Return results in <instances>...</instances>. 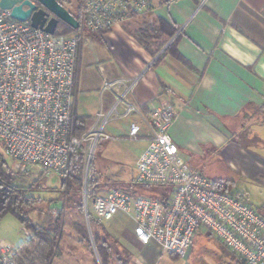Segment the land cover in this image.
Segmentation results:
<instances>
[{
  "label": "built area",
  "instance_id": "1",
  "mask_svg": "<svg viewBox=\"0 0 264 264\" xmlns=\"http://www.w3.org/2000/svg\"><path fill=\"white\" fill-rule=\"evenodd\" d=\"M154 11L151 0H80L79 28L50 35L0 7V151L9 172L21 177L37 168L67 178L83 156V207L88 220L92 215L109 228L123 215L133 222L142 244L155 242L164 254L180 258L187 255L195 237L206 232L235 256L236 264H264V206L254 208L245 196L219 190L215 180L188 164L169 134L173 107L161 101L144 116L131 98L139 77L105 80L101 94H110L111 104L100 109L89 130L80 136L73 132L81 41L88 33H107ZM128 118V137L138 141L145 131L149 139L132 185L170 191L146 196L113 188L90 202L93 156L111 139L108 126ZM17 248L0 242V264H21Z\"/></svg>",
  "mask_w": 264,
  "mask_h": 264
},
{
  "label": "crops",
  "instance_id": "2",
  "mask_svg": "<svg viewBox=\"0 0 264 264\" xmlns=\"http://www.w3.org/2000/svg\"><path fill=\"white\" fill-rule=\"evenodd\" d=\"M151 1L153 14L107 33H88L81 41L76 114L95 118L111 104L112 96L101 94L105 80L139 77L131 98L144 116L161 101L173 107L175 119L169 134L188 164L212 180L231 181L230 188H238L236 192L230 189L232 193L261 209L264 202L254 206L248 188L257 185L264 192V0ZM159 19L177 31L172 38L163 37L167 43L154 56L133 33ZM250 112L261 113L262 122L246 126L243 115ZM120 122L126 131L110 133L115 128L109 126L111 139L102 145L106 151L112 139H130V123ZM143 133L130 146L135 166L149 142ZM117 217L125 219L118 221L115 231L111 228L116 218L106 229L118 240L129 264L137 260L144 264H234L232 253L209 233H199L187 255L180 258L164 254L155 242L142 244L133 222L123 215Z\"/></svg>",
  "mask_w": 264,
  "mask_h": 264
},
{
  "label": "rangeland",
  "instance_id": "3",
  "mask_svg": "<svg viewBox=\"0 0 264 264\" xmlns=\"http://www.w3.org/2000/svg\"><path fill=\"white\" fill-rule=\"evenodd\" d=\"M79 4L80 0H67L64 2V6L72 12L77 11ZM243 117L246 126L258 122L261 123L263 120V115L259 112L246 113ZM117 122L120 121H114L109 125L115 128L114 130L110 128V133H124L126 131V126H122L121 122ZM122 122L128 125L130 119H125ZM133 142V140L126 137L121 139L115 138L111 141L109 151H106V145L102 146L103 144L97 148L93 156L94 171L92 170V175L94 178L97 176L99 177L102 188H108L107 190L101 191L99 194H105L112 188H126L135 178V155L130 149ZM2 156L7 161L3 154ZM4 169L7 176L15 180L18 187L26 191H31L32 195L41 200L36 204L35 209L30 212V217L35 224L39 227H44L48 232L53 234L58 225L57 221L61 222V232L57 247L54 250L53 264H101L94 243L93 228L85 215V210L80 211L79 207L76 205L78 203L74 205L66 203L65 191L62 187L65 178L52 171L41 176L42 173L37 168H32L24 176L14 177L9 172L8 163ZM211 171L214 170L212 169ZM211 173L213 174V172ZM217 173H223L225 175L223 170H218ZM83 189L82 194L76 198L77 202L82 200V205ZM230 189L236 192L238 188L231 187ZM248 189L251 203L256 207H261L264 202V192L262 193L257 185H249ZM138 190L146 196H158L169 192L170 188L139 186ZM92 199L93 198L90 197V202ZM52 202L53 204L50 205ZM123 219L125 218L116 217L114 220L115 222L113 221L111 230L115 231V225L118 221ZM128 225L131 228L132 223ZM83 229L87 230L86 232L89 237L88 241L84 239L81 233ZM29 236H32V233L26 231L22 224L12 215L6 216L0 222V242H6L14 247H18L21 243L26 242ZM214 238L217 239L216 237ZM19 257L22 262L26 261L28 258L27 255L21 254H19ZM112 263L116 264V259L114 257ZM236 263L237 260L234 256V264Z\"/></svg>",
  "mask_w": 264,
  "mask_h": 264
},
{
  "label": "trees",
  "instance_id": "4",
  "mask_svg": "<svg viewBox=\"0 0 264 264\" xmlns=\"http://www.w3.org/2000/svg\"><path fill=\"white\" fill-rule=\"evenodd\" d=\"M57 1L64 6V2L67 0ZM68 11L75 18H77V11ZM176 31V28L171 27L165 21L159 19L154 24H144L143 28L133 33V36L142 47L151 52L154 56H157L167 43L162 41L163 37L172 38ZM73 32H75L73 28L60 21L56 30V35L69 34ZM170 47L171 46L166 49L163 55L166 54ZM163 55L159 56L157 61H159ZM94 121L95 118L93 117H83L76 115L72 127L74 134L76 136H80L82 133L91 128ZM6 165L7 161L0 152V222L6 216L12 215L22 224L26 231H30L32 233V236L26 242L21 243L17 248L18 259L21 264H53V257L55 254L54 250L57 247L61 232V222L57 221L58 225L56 226L53 234L48 232L44 227H39L33 222L30 217V212L35 209L36 204L41 200L32 195L31 191H26L18 187L15 180L7 176L4 169ZM91 167L94 171L93 162ZM44 175V173L41 174V176ZM83 181L84 175L82 156L78 166L74 167L73 172L67 178H65L62 183V187L66 195V203L73 205L78 203L76 205L79 207L80 211H84L82 200H80V203V201H76V198L82 194ZM215 183L219 190L231 192L229 185L232 183L231 181L222 182L221 180H216ZM88 189L89 196L94 198L101 191L107 190L108 188H102L100 179L97 176L89 180ZM117 189H123L132 195L140 193L138 188H135L132 183L126 188L117 187ZM52 204L53 202L50 205ZM89 221L93 228L94 243L100 257L101 264H113V257L116 259V264H129L128 260L120 253L118 240L106 229L102 222L92 215H90ZM86 231L87 230L83 229L81 230V233L83 234L84 239L88 241L89 237ZM19 254L27 255V260L22 262Z\"/></svg>",
  "mask_w": 264,
  "mask_h": 264
},
{
  "label": "water",
  "instance_id": "5",
  "mask_svg": "<svg viewBox=\"0 0 264 264\" xmlns=\"http://www.w3.org/2000/svg\"><path fill=\"white\" fill-rule=\"evenodd\" d=\"M35 1L37 4L30 0H0V7L10 10L12 18L22 22L29 20L33 28L50 35L56 33L60 21L74 30L79 28L78 20L57 0ZM25 7L28 8L24 9Z\"/></svg>",
  "mask_w": 264,
  "mask_h": 264
}]
</instances>
